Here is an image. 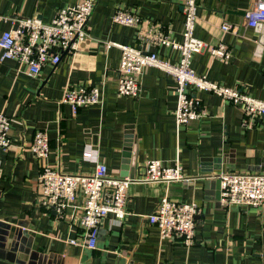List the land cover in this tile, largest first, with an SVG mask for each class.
<instances>
[{
	"label": "crops",
	"instance_id": "1",
	"mask_svg": "<svg viewBox=\"0 0 264 264\" xmlns=\"http://www.w3.org/2000/svg\"><path fill=\"white\" fill-rule=\"evenodd\" d=\"M78 1L0 0V37L19 18L49 22L59 8ZM198 3L195 35L205 47L193 54L192 67L264 100V21L252 26L245 19L253 1ZM118 9L137 13L140 23L114 21ZM184 20V0H96L88 36L57 65L30 74L27 64L2 59L0 49V111L12 118L13 140L9 149L0 148L1 246L15 247L23 258L29 252L35 264H264V210L222 205L217 178L228 171L264 172V116L246 124L242 105L189 88L206 114L178 125L176 81L156 66L143 69L138 96L118 92L122 50L107 43L152 50L177 63L180 51L162 40L182 42ZM224 23L232 29L224 30ZM220 42L231 51L227 59L210 51ZM82 83L98 84L100 99L75 112L63 100L64 91ZM38 130L50 139L47 158L36 157L30 148ZM149 159L167 165L179 161L191 179L132 183L125 217L110 213L102 219L96 248L83 244L82 193L64 208L42 199L45 165L92 173L103 162L112 175H141ZM163 195L200 205L193 245L178 237L162 238L150 223L148 215Z\"/></svg>",
	"mask_w": 264,
	"mask_h": 264
},
{
	"label": "built area",
	"instance_id": "2",
	"mask_svg": "<svg viewBox=\"0 0 264 264\" xmlns=\"http://www.w3.org/2000/svg\"><path fill=\"white\" fill-rule=\"evenodd\" d=\"M253 7L246 11L247 24L258 25L264 21V0H252ZM96 0H79L73 5L61 7L54 18L45 22L41 18L23 17L15 25L3 31L0 37L1 58H14L27 64L30 74H38L46 64L57 65L64 55L74 54L79 43L88 36V25ZM198 0H184L183 41L163 39L162 42L177 48L180 58L171 63L157 52L109 41L122 50L118 67V92L138 96L140 75L147 66H156L171 74L176 81L178 103L175 109L176 123L186 124L206 114L201 101L192 96L189 88L214 92L231 103L242 105L245 123L254 125L264 116V100L253 97L239 87H230L198 74L192 67L195 52L205 47V42L195 35L198 20ZM114 21L138 24L140 17L133 11L118 9ZM224 30L232 29L229 23ZM264 47V43H263ZM213 55L227 59L231 51L224 42L210 47ZM100 99L99 85L77 84L67 87L63 100L76 112L83 104ZM12 118L0 111V148L9 149L12 144ZM30 148L36 157L47 158L50 139L43 130L35 132ZM90 155V154H88ZM221 180L220 202L224 206L250 205L264 210V172L228 171L217 174ZM179 161L164 164L160 159H149L141 175L116 176L108 172L107 165L98 162L92 173H69L60 167L45 165L40 175L43 201L47 205L64 208L75 202L79 193L84 196L81 223L86 229L83 244L96 248L100 223L110 213L123 219L127 213L128 188L134 182L155 183L162 181H189ZM201 207L196 201H181L163 195L156 208L148 215L150 223L157 225L162 238L178 237L185 245L195 242L197 218ZM76 243V241H71Z\"/></svg>",
	"mask_w": 264,
	"mask_h": 264
},
{
	"label": "water",
	"instance_id": "3",
	"mask_svg": "<svg viewBox=\"0 0 264 264\" xmlns=\"http://www.w3.org/2000/svg\"><path fill=\"white\" fill-rule=\"evenodd\" d=\"M217 178L220 183V190H219V195H218V198L220 200L221 180L219 177ZM25 253L28 256V258L20 257V253L13 246L9 249H6L5 247L0 245V264H35V257L32 256L29 252H25ZM122 264H123V261H122Z\"/></svg>",
	"mask_w": 264,
	"mask_h": 264
}]
</instances>
